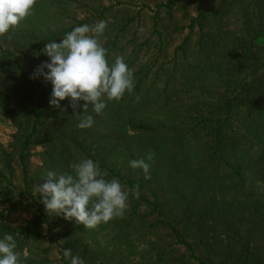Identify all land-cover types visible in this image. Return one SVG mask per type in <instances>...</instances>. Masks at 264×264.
<instances>
[{"label":"trees","instance_id":"obj_1","mask_svg":"<svg viewBox=\"0 0 264 264\" xmlns=\"http://www.w3.org/2000/svg\"><path fill=\"white\" fill-rule=\"evenodd\" d=\"M71 2L36 0L32 14L0 36V113L17 128L11 150L0 148V200L10 209L35 213L17 226L1 224L0 239L13 235L22 251L46 238L61 254L70 249L87 256L89 229L62 214L48 215L35 190L48 171L72 173L70 165L87 158L124 190L139 186V198L129 191L120 231L147 220L155 231L166 230L173 253L160 249L158 264H264V0L156 3L150 36L133 45L135 56L124 60L134 71L133 93L125 92L119 101L105 98L100 114L91 104L83 111L80 101L79 115L68 98L60 108L50 106L51 83L42 75L30 78L49 59L42 52L45 44L72 30L61 24ZM189 4L195 6L193 15L183 8ZM161 8L169 20L174 9L183 8L187 23L175 24L173 31L187 33L171 66L163 62L153 70L156 58L135 66L151 42L158 51L165 49L158 27ZM111 10L100 4V19L107 20ZM133 19L126 18L103 42L109 65L124 53L120 40ZM86 115L94 123L79 128ZM35 146L43 148V169L31 175ZM140 159L150 165V179L130 167ZM13 162L20 170L19 186ZM42 223L44 234L37 230Z\"/></svg>","mask_w":264,"mask_h":264},{"label":"clouds","instance_id":"obj_2","mask_svg":"<svg viewBox=\"0 0 264 264\" xmlns=\"http://www.w3.org/2000/svg\"><path fill=\"white\" fill-rule=\"evenodd\" d=\"M36 0H0V36L15 29L32 14ZM107 26L99 21L94 26H77L68 32L60 42H48L42 52L49 58L37 67L33 76H43L52 85L50 106L60 108V102L68 98L76 113L80 101L83 111L88 105L100 114L107 101H119L125 92L134 91V71L116 57L113 64L107 61V49L103 47L99 36ZM47 69V71H44ZM137 101L139 97L136 98ZM63 110V109H61ZM94 123L91 115L83 116L79 128H89ZM149 152L148 159L153 158ZM133 169H142L145 179H150V165L143 159L132 160ZM72 173L48 171L43 183L36 186L48 215H63L66 220H75L85 229H94L101 223L113 218H122L128 207L129 191L139 198V186L124 190L116 178L107 179L108 173L102 172L98 164L91 159H81L70 165ZM16 241L11 234L0 239V264H20L19 254L15 251ZM26 256V254H25ZM64 257L70 258V264H84L79 256H72L70 249L64 250Z\"/></svg>","mask_w":264,"mask_h":264},{"label":"rangeland","instance_id":"obj_3","mask_svg":"<svg viewBox=\"0 0 264 264\" xmlns=\"http://www.w3.org/2000/svg\"><path fill=\"white\" fill-rule=\"evenodd\" d=\"M167 0H75V3L71 2L67 7L66 13L61 19L62 26L67 28H75L76 21L84 20L85 24L94 26L99 21H106L107 26L102 35L98 38L103 44L110 34H114L115 30L125 22L128 17L134 19L126 28V31L122 33L121 44H124V53L120 55L124 60L127 56H135L134 47L139 45L144 39L148 38L152 30V16L156 10V3L166 2ZM110 6L112 8L111 13L106 14L105 18L99 17L98 7ZM188 14H195V6L189 4L183 7ZM183 8L174 9L171 20H169L166 9L161 8L159 14V29L162 32L164 39L163 51H158L157 46L153 42L145 49H141L137 55V59L134 61L135 66L138 64H151L156 58L155 70L159 64L167 63L173 58L175 47L181 42L182 37L187 33L185 29L182 33L174 32L173 28L175 24H186L187 20L183 17ZM84 24V25H85ZM157 37L152 36L151 40L156 42ZM60 42V39H59ZM129 43V45L127 44ZM119 57V56H116ZM138 61V62H137ZM171 66V65H169ZM134 68V67H133ZM152 77H149L148 81ZM163 77L161 80H163ZM161 80L157 81V86H161ZM17 128L9 118H5L0 113V148L9 152L11 150V143L16 133ZM43 148L41 146H35L30 150L29 156V169L31 175L35 174L42 167L41 153ZM15 168V180L14 182L19 186L21 184V174L18 166L13 162ZM37 185L40 183H36ZM33 210L23 209H10L7 203L0 200V225L6 224L10 226H17L25 221H30L34 217ZM57 216V215H55ZM151 217H149L150 219ZM65 222L59 225L57 236L64 230ZM131 225L127 229L120 227L119 217L113 218L107 223H101L94 229H89L87 241L89 242V252L87 256L82 255L83 250H78L72 256H79L84 264H158V255L162 248H166V252L170 255L173 251L170 250V238L165 236L166 230L155 231L150 227V221L144 222V224ZM46 225L44 223L38 225L37 230L39 233L44 234ZM47 249V250H44ZM19 254L20 264H70V258H65L67 263L63 260L64 250L62 254L59 252L54 243H50L48 239L41 238L40 242H31L30 246L24 250L15 249ZM183 252V248L179 250ZM26 254V256H25ZM26 258V259H24ZM24 261H21L23 260ZM164 264V263H163Z\"/></svg>","mask_w":264,"mask_h":264}]
</instances>
